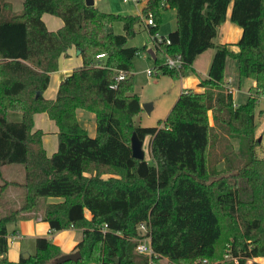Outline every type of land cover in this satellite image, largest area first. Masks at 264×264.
<instances>
[{"label": "trees", "instance_id": "obj_1", "mask_svg": "<svg viewBox=\"0 0 264 264\" xmlns=\"http://www.w3.org/2000/svg\"><path fill=\"white\" fill-rule=\"evenodd\" d=\"M230 6V20L242 29L237 51L214 43ZM167 7L175 9L174 27L158 39L160 8ZM43 12L59 16L62 26L48 29ZM149 12L153 24L145 23ZM116 20L123 33L109 28ZM140 22L154 42L149 55L156 76L160 71L176 79L192 72L196 55L215 47L207 77L198 82L201 90L182 92L152 127L134 124L141 105L131 60L138 47L126 41ZM70 46L78 49L82 63L61 81L54 99H45L58 57ZM100 52L102 59L96 57ZM175 54L182 59L178 69L166 63ZM227 56L236 59L239 77L255 82L242 104H234L223 79ZM119 71L127 74L123 80H117ZM259 96L264 97V0H145L140 13L127 14L85 0H23L22 10L14 12L0 0V168L21 164L25 169L19 184L24 203L0 214V264H158L162 258L167 264H197L226 255L236 258L233 264H247L264 257V173L250 161L237 173L228 170L232 173L206 180L209 120L249 143ZM77 109L95 114V136L79 124ZM10 111L20 119L8 120ZM37 112L58 127V148L50 156L42 131L33 130ZM133 132L143 142L149 138L152 164L132 156ZM104 173L112 175L104 178ZM9 184L16 183L4 181L0 192ZM40 197L63 199L46 204L43 219L51 231L81 230L74 247L78 259L57 262L61 251L46 237L36 238V252L27 258L6 257L7 223ZM140 222L147 225L152 256L135 251Z\"/></svg>", "mask_w": 264, "mask_h": 264}, {"label": "rangeland", "instance_id": "obj_2", "mask_svg": "<svg viewBox=\"0 0 264 264\" xmlns=\"http://www.w3.org/2000/svg\"><path fill=\"white\" fill-rule=\"evenodd\" d=\"M94 4L102 10L127 14V13H139L141 12V6L145 4V0H94ZM160 24L157 29L158 35H167L168 31L174 27L175 9L173 7L160 8ZM145 20V19H144ZM115 33H123V26L120 20H116L112 25L109 26ZM126 45L137 46V53L131 60L132 69L134 72V83L133 90L137 94L138 99L141 103H151L153 109L148 113L143 107L138 114L134 116V124L136 126L152 127L157 126L159 121L163 120L177 96H179L178 87L173 88L172 78L168 75H163L160 71H157L158 76L155 74H148L149 69H153L154 60L149 55L148 49L154 47V42L147 31V27L143 22L136 25V32L134 35L127 38ZM227 76L236 78L233 81V86L238 81V64L235 58L228 57L227 65ZM245 80V79H244ZM236 88V87H235ZM254 92V89L252 93ZM236 100L238 104H242L246 101L244 94L236 92ZM254 122L255 128L252 134V138L248 143L247 140L238 141V139L231 136L222 126L214 124L212 119L209 120L210 132H209V143L206 151V164L208 165V175L206 180L217 179L221 175L228 172V170H234L238 172L243 169L244 166L254 161L251 167L255 170L264 173V97L259 96L257 105L254 111ZM149 138L147 137L143 143L144 159L152 164V158L149 155ZM17 165V164H16ZM18 167L22 165L18 164ZM18 179V177H16ZM23 180V179H22ZM22 180L17 181L14 186H10V190H7L5 196L0 197L1 201L5 197L6 201H9L8 206H1V213L8 214L9 212L18 209L24 203V196L16 186H20ZM232 181V180H229ZM19 182V183H18ZM9 192L13 199H10ZM21 196V197H20ZM45 200L46 198L40 197L35 201V205L31 210L22 211L21 217L29 214L27 212H33L43 216L45 212ZM225 211L221 213V224L223 225ZM8 235H10L12 228L15 227L13 222L7 223ZM139 235V232H138ZM140 236H138L137 241ZM12 243L9 244V250H16L14 246H17L18 242H22L21 254L27 252L34 254L36 252L35 239L28 235H22L21 239L12 236ZM14 248V249H13ZM27 248V249H26ZM258 258V257H257ZM227 261L225 264H233L234 261L231 256L224 258ZM222 261V260H221ZM254 260H248L247 264L252 263ZM159 264H167V260L162 258ZM193 264H196L194 262ZM255 264H258L255 262Z\"/></svg>", "mask_w": 264, "mask_h": 264}, {"label": "crops", "instance_id": "obj_3", "mask_svg": "<svg viewBox=\"0 0 264 264\" xmlns=\"http://www.w3.org/2000/svg\"><path fill=\"white\" fill-rule=\"evenodd\" d=\"M5 1L10 3L11 9L14 12H19L23 8V0H5ZM230 13H231V6L227 9L225 19L218 25L217 34L214 37V43L215 44L228 43L231 49L237 51L238 47L235 43L239 39L242 29L238 24L230 20ZM41 17L44 23L46 24L47 28L51 30L57 29L63 24V21L59 16L48 12H43ZM214 51H215V47L206 48L204 51L196 55V57L194 58L192 63V68H193L192 72H188L185 75L180 76L176 79L173 78L171 79L172 80L171 86L173 88L178 87V92H177L179 93L178 95L189 89L198 90V91L201 90L198 87V82L199 79H204L207 77L209 64ZM228 57L231 56L226 57L223 79L227 87L232 91L233 102L235 105H237L238 102L236 100V92L243 93L244 98L247 100L248 96L250 95V93H252L254 89L255 82L251 78H241L239 77L238 74L237 84L233 86V81L236 80V78L227 76ZM102 58L103 57H101L100 59ZM81 63H82V58L78 52V49L75 46H70L65 53H61L58 57L57 69L50 74L48 86L43 91L42 96L45 99H50V100L54 99L56 97L57 90L61 81L66 76H68L71 73V71L74 68H76V66L80 65ZM7 118L10 121H18L20 119V115L18 113L10 111L7 114ZM76 118L79 124L88 133V135L92 137L96 135V123H95L94 113L83 109H77ZM37 129L41 130L43 133L41 137V142L46 155L47 156L52 155L58 148V135H57L58 127L55 121L50 119L45 112H37L33 115V130H37ZM111 175L112 174L110 173H104L102 176L104 178H107ZM24 176H25V169L23 165L22 167H18V164L4 165L0 168V185L4 181L16 183L17 181H20L22 179L24 180ZM16 177H18V179ZM14 185L15 184H9L8 186H6L2 190V192H0V197L5 196V194H7L6 193L7 190L8 189L10 190V186H14ZM16 187L20 192H22V197H23L24 196L23 186H16ZM7 196H10V199H13V196H11L10 192L9 195ZM62 200L63 199L60 197H47L45 200V204L57 203V202H61ZM10 201L11 200L6 201L4 197L2 201L0 200V207L8 206ZM0 214H2L1 209H0ZM25 214H29V215L20 217L17 221L13 222L15 224V227L12 228L10 232L11 234L7 235L8 247L9 244L13 242L12 236L15 235L16 238L21 239L22 235L25 236L28 235L29 237H32L35 240L37 237L48 238L52 243L56 244L59 247L62 255L74 251L75 245L81 239V230L76 228H67L59 231H51L48 222L43 219V216L41 214L36 215L33 212H27ZM86 215L89 216L88 213H86ZM7 234H8V227H7ZM22 247H23L22 242H18L17 246L16 245L14 246L16 250H12V249L9 250L8 248L6 257L10 261H17L22 255L21 254ZM253 260H254L253 262H257L258 264H264V257H258V258L256 257Z\"/></svg>", "mask_w": 264, "mask_h": 264}, {"label": "built area", "instance_id": "obj_4", "mask_svg": "<svg viewBox=\"0 0 264 264\" xmlns=\"http://www.w3.org/2000/svg\"><path fill=\"white\" fill-rule=\"evenodd\" d=\"M124 1H127V0H124ZM145 23L146 24H153L154 23L153 15L151 12H149L148 16L145 18ZM155 37L160 39L161 35H158L157 33H155ZM164 42L169 43L170 39L167 36H165ZM104 56H105L104 52H100V53L96 54L97 58H101ZM166 63L168 66H170V68L178 69L182 63L181 55L175 54L173 56H168L166 59ZM147 73L152 74V70L149 69L147 71ZM126 75H127L126 72L119 71V74L117 76V80H123L126 77ZM137 231L139 232L140 238L135 245V251L139 254H145V255L152 256L153 251H152V248H151L150 243H149V237L147 236L148 228H147L146 223L140 222L137 225ZM228 256L229 255H226L225 258H227ZM231 259L234 262H236V258L232 257ZM225 263H227V261H225V260L218 262V261H210L207 258H202V259L197 261V264H225ZM150 264H157V263L155 261L154 262L152 261Z\"/></svg>", "mask_w": 264, "mask_h": 264}, {"label": "water", "instance_id": "obj_5", "mask_svg": "<svg viewBox=\"0 0 264 264\" xmlns=\"http://www.w3.org/2000/svg\"><path fill=\"white\" fill-rule=\"evenodd\" d=\"M85 3L87 5H92L94 4V0H85ZM148 53L152 56L153 51L152 48L148 49ZM148 113L152 109V104L151 103H143L141 105ZM130 146H131V151H132V156L136 159L142 160L144 159V150H143V141L140 140L136 133L133 132L130 138ZM30 254L27 252L22 253L21 257L27 258ZM80 257L79 251H73L71 253L63 254L61 255L58 259L57 262H64L66 260H76ZM115 262H117V259H114Z\"/></svg>", "mask_w": 264, "mask_h": 264}]
</instances>
